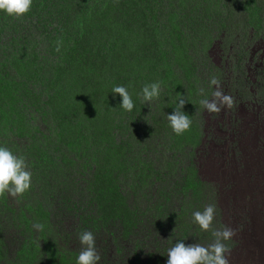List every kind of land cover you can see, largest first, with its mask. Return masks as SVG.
<instances>
[{
    "label": "rangeland",
    "instance_id": "374dc122",
    "mask_svg": "<svg viewBox=\"0 0 264 264\" xmlns=\"http://www.w3.org/2000/svg\"><path fill=\"white\" fill-rule=\"evenodd\" d=\"M136 5L128 29L126 14L102 9L95 37L118 40L120 57L133 55L131 68L121 59L133 109L125 111L118 102L120 114L112 109L96 118L93 109L84 113L83 101L70 100L80 109L72 111L74 118L90 119L100 135L85 134L89 142L100 143L97 149L76 144L81 128L56 127L63 116L44 107L47 97H28L6 115L11 103L0 93V145L24 156L32 173L22 196L0 195V264H75L83 231L102 233L98 264H166L167 250L177 240L213 243L212 229L203 231L192 219L210 203L216 205L212 227L236 230L226 242L229 264H264V0ZM8 22L25 26L6 37V19L0 20V47L6 40L41 39L36 14L20 20L13 15ZM212 77L233 102L209 113L200 101L212 99ZM108 78L105 73L104 91ZM153 82H160L162 91L150 107L140 93ZM179 96L191 126L176 135L167 114ZM43 112L52 124L43 120ZM102 180L117 187L118 197L93 194ZM105 203L110 210L104 217Z\"/></svg>",
    "mask_w": 264,
    "mask_h": 264
},
{
    "label": "trees",
    "instance_id": "16d2710c",
    "mask_svg": "<svg viewBox=\"0 0 264 264\" xmlns=\"http://www.w3.org/2000/svg\"><path fill=\"white\" fill-rule=\"evenodd\" d=\"M145 1L147 0H33L27 13L14 17L20 20L36 14V25L40 26H35V29L40 31L41 39L6 40V45L0 47V93H4L11 103V106L6 107V115L17 112L16 109L26 98L35 100L37 96L43 95L47 97L44 107H50L54 109L55 115L63 116V122L59 121L56 127H64L66 130L72 124L81 128L82 134L74 140L76 144L83 145L82 148L85 149L90 148L91 151L97 149L100 143L89 142L85 134L88 132L91 135H100H97L90 119L82 114L79 121L74 118L72 111L80 109L70 100L78 103L83 101L84 113L93 109L96 118L108 116L112 109L117 110V103L121 98L117 97L111 102L115 96L111 89L116 85L128 84L129 80L121 70V59L125 57L123 66L131 68L133 55L127 52L120 57L117 53L118 40L110 42L103 38L101 40L95 38L101 27L99 12L105 7H110L116 12L126 14L127 19L123 20V23L128 29L137 16V10H133V5L144 7ZM34 6L38 10H34ZM131 11L132 14L128 15ZM11 17L0 11V20L6 19V37L25 26L22 23V28H18L17 24L12 26L8 22ZM68 26L72 29L69 30ZM106 45L109 46L108 53L105 52ZM105 73L109 76L106 91L101 89ZM80 83L81 88H77ZM83 92L85 95L81 97ZM65 102H70L72 106L64 108ZM42 114L43 120L52 124L50 114L46 112ZM64 120L68 121V124H65ZM51 156L46 158L49 160ZM98 174L99 172L97 176ZM103 182L104 180L98 182L99 185L93 194L102 197L109 193L111 197H118L117 187ZM111 183L112 179H109V184ZM88 199L90 203L94 201L91 195H88ZM112 201L113 199L110 203ZM109 210L108 204L105 203L101 209L104 217L109 214ZM94 237L96 248L101 249L102 233L99 231Z\"/></svg>",
    "mask_w": 264,
    "mask_h": 264
},
{
    "label": "clouds",
    "instance_id": "9594fccd",
    "mask_svg": "<svg viewBox=\"0 0 264 264\" xmlns=\"http://www.w3.org/2000/svg\"><path fill=\"white\" fill-rule=\"evenodd\" d=\"M33 0H0V11L9 16H21L27 13ZM210 85L216 86L212 93V99L204 98L200 101L203 108L209 113L219 112L221 106L231 107L232 98L223 93L219 87V81L212 77ZM160 82L145 84L140 95L143 97L144 104L147 102L151 107L152 101L161 95ZM111 92L119 94L121 97L120 107L125 111H131L134 107L132 97L123 85L113 86ZM185 99L178 97L177 106L174 111L167 114L169 126L176 135H181L191 126L189 115L183 111ZM32 173L28 170L26 158L18 156L13 151L0 145V195L8 193L12 197L22 196L31 186ZM216 216V205L207 204L202 211L197 210L192 213L193 222L199 225L203 231L211 230L213 243L207 247L190 243L184 240H177L175 244L167 250L166 264H229L227 254L230 246L226 243L236 234V230L230 226L213 228V221ZM33 227L37 231L43 230L44 225L35 223ZM82 250L75 258V264H98L100 254L96 249L95 237L91 231H83L78 234Z\"/></svg>",
    "mask_w": 264,
    "mask_h": 264
}]
</instances>
